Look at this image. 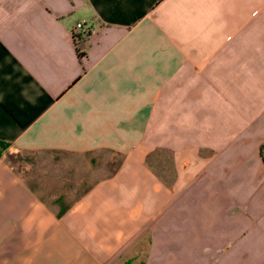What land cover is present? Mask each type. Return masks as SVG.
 Returning a JSON list of instances; mask_svg holds the SVG:
<instances>
[{
    "label": "crops",
    "instance_id": "crops-1",
    "mask_svg": "<svg viewBox=\"0 0 264 264\" xmlns=\"http://www.w3.org/2000/svg\"><path fill=\"white\" fill-rule=\"evenodd\" d=\"M0 142V264H264V0H0Z\"/></svg>",
    "mask_w": 264,
    "mask_h": 264
},
{
    "label": "rangeland",
    "instance_id": "rangeland-1",
    "mask_svg": "<svg viewBox=\"0 0 264 264\" xmlns=\"http://www.w3.org/2000/svg\"><path fill=\"white\" fill-rule=\"evenodd\" d=\"M7 147H1L0 150H7ZM19 159H23L19 157ZM29 162L32 161V158H27ZM27 161V162H28ZM148 162L152 166V170L156 174V176L162 180L164 183L171 185L176 176L175 167L173 165V160L171 153L169 151H165L160 153L154 152L150 157H148Z\"/></svg>",
    "mask_w": 264,
    "mask_h": 264
},
{
    "label": "built area",
    "instance_id": "built-area-1",
    "mask_svg": "<svg viewBox=\"0 0 264 264\" xmlns=\"http://www.w3.org/2000/svg\"><path fill=\"white\" fill-rule=\"evenodd\" d=\"M76 35L85 36L89 32V28L86 26L85 23H77L75 26ZM78 37V36H77ZM76 37V38H77ZM81 40V38H77V42Z\"/></svg>",
    "mask_w": 264,
    "mask_h": 264
},
{
    "label": "trees",
    "instance_id": "trees-1",
    "mask_svg": "<svg viewBox=\"0 0 264 264\" xmlns=\"http://www.w3.org/2000/svg\"><path fill=\"white\" fill-rule=\"evenodd\" d=\"M80 42H81V40L78 41V43H80ZM0 146L1 147H7V145L5 143H1V142H0Z\"/></svg>",
    "mask_w": 264,
    "mask_h": 264
}]
</instances>
